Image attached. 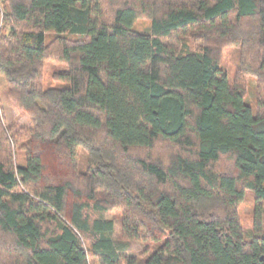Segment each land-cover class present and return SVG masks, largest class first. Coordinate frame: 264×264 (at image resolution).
Returning <instances> with one entry per match:
<instances>
[{"label": "trees", "instance_id": "trees-1", "mask_svg": "<svg viewBox=\"0 0 264 264\" xmlns=\"http://www.w3.org/2000/svg\"><path fill=\"white\" fill-rule=\"evenodd\" d=\"M0 74V264H264V0H0Z\"/></svg>", "mask_w": 264, "mask_h": 264}, {"label": "rangeland", "instance_id": "rangeland-1", "mask_svg": "<svg viewBox=\"0 0 264 264\" xmlns=\"http://www.w3.org/2000/svg\"><path fill=\"white\" fill-rule=\"evenodd\" d=\"M150 21L148 19L138 20L134 27L135 29L144 31L147 26H149ZM235 48L233 46H225L222 48V63L229 74L230 82H234L236 75V63H235ZM67 69V66L60 61L55 59H49L45 62L44 66V86H61L63 82H60L54 78V74L58 71H63ZM256 79L251 77L249 79L247 89H246V101L253 106L255 109L257 106V84ZM0 118L3 125L8 128H13L17 130L23 127H30L32 125V120L30 114L22 109L10 96L9 85L5 75L0 74ZM18 156V161L23 162L24 153L20 148L16 149ZM254 197L248 195V197L241 203L239 208L240 218L242 223L250 228L253 222L254 215ZM107 218H113L115 220V231L114 237L117 240L126 242V239L121 231L120 217L121 209H112L106 214ZM158 247L156 243H148L138 240H130V250L129 252L140 255L142 252L149 248L150 251Z\"/></svg>", "mask_w": 264, "mask_h": 264}]
</instances>
